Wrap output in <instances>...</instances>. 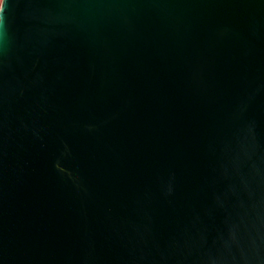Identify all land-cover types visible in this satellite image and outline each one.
Instances as JSON below:
<instances>
[{
    "label": "water",
    "instance_id": "obj_1",
    "mask_svg": "<svg viewBox=\"0 0 264 264\" xmlns=\"http://www.w3.org/2000/svg\"><path fill=\"white\" fill-rule=\"evenodd\" d=\"M0 264H264V0H2Z\"/></svg>",
    "mask_w": 264,
    "mask_h": 264
},
{
    "label": "rangeland",
    "instance_id": "obj_2",
    "mask_svg": "<svg viewBox=\"0 0 264 264\" xmlns=\"http://www.w3.org/2000/svg\"><path fill=\"white\" fill-rule=\"evenodd\" d=\"M1 2H2V0H0V6H1Z\"/></svg>",
    "mask_w": 264,
    "mask_h": 264
}]
</instances>
